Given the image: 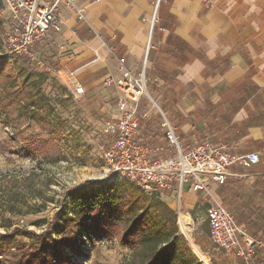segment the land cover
Instances as JSON below:
<instances>
[{
  "label": "crops",
  "instance_id": "obj_1",
  "mask_svg": "<svg viewBox=\"0 0 264 264\" xmlns=\"http://www.w3.org/2000/svg\"><path fill=\"white\" fill-rule=\"evenodd\" d=\"M156 1L79 0L84 20L62 3L63 29L50 30L34 50L47 60L49 80L57 77L74 94L83 85L107 122L117 118L119 94L106 78L119 75L121 61L140 71L149 46L148 93L186 150L208 141L259 154L251 167L230 166L226 183L212 191L252 235L264 238V0H160L157 9ZM140 128L141 143L174 153L156 116L141 117ZM171 197L164 192L175 208ZM181 204L188 223L207 219L212 202L188 187ZM234 254V264H243ZM256 262L264 264V256Z\"/></svg>",
  "mask_w": 264,
  "mask_h": 264
},
{
  "label": "rangeland",
  "instance_id": "obj_2",
  "mask_svg": "<svg viewBox=\"0 0 264 264\" xmlns=\"http://www.w3.org/2000/svg\"><path fill=\"white\" fill-rule=\"evenodd\" d=\"M6 18L3 19L8 30L12 23ZM1 36L0 59H6L9 66H13L15 60L20 57L10 53L6 44V31ZM147 50L148 46L145 56ZM40 59L48 65L47 60L43 57ZM29 62L32 68L37 67L48 73L51 71L40 66L37 59L29 58ZM144 67L149 77L146 57L142 69ZM52 78L43 85L52 105L50 109L45 110L48 123H40L25 115L18 116L17 107H10L7 101L3 100L6 106L4 107L0 102V175L30 177L29 181L25 182L27 185L21 186L24 200L22 213H0V232L11 231L17 225L36 234L46 232L50 230L51 221L56 215L62 214V210L69 207V190L85 182L99 184L112 182L114 179V173L109 171L104 159V152L112 141V137L105 132L106 111L100 108V102L92 96H77L68 91L57 77ZM141 102L140 119L147 114L156 116L157 124L163 127L164 117H169L153 96L147 95ZM161 132L165 134V128ZM36 138H40L39 142L31 144ZM123 178V181L127 180ZM188 187L189 184L186 183L184 192ZM169 202L175 206L174 197H171ZM3 215L13 221L9 230L3 226ZM200 218L198 215L194 222L186 221L189 223L186 224L190 227V232L189 236L187 233L185 236L191 249L194 242L211 264H234L237 256L213 242L206 217H203V220ZM61 220L60 216L59 221ZM50 233L59 236L54 229H51ZM7 239L11 237L7 236ZM23 239L28 241L29 237L25 236ZM79 241L82 253L67 250L75 264H122L132 252L131 248L116 236L96 238L84 231ZM12 246L14 250L15 244Z\"/></svg>",
  "mask_w": 264,
  "mask_h": 264
},
{
  "label": "trees",
  "instance_id": "obj_3",
  "mask_svg": "<svg viewBox=\"0 0 264 264\" xmlns=\"http://www.w3.org/2000/svg\"><path fill=\"white\" fill-rule=\"evenodd\" d=\"M4 31L6 24L0 16V41ZM8 66L6 59H0V102L6 100L10 107H17L18 116L48 123L45 110L52 105L43 90L48 72L30 67L26 56ZM39 140L36 138L31 144ZM29 179L0 175V213H22L21 186L27 185ZM69 193V207L51 221L50 230L36 234L17 225L11 231L0 232V264H75L67 250L82 253L79 240L84 231L96 238L116 236L131 248L122 264H200L179 229L178 212L160 194L147 192L132 180L120 184L85 182ZM2 219L9 230L12 219L5 215ZM51 229L59 236L50 233ZM25 236L28 241L23 239ZM260 255L264 256V252L257 257Z\"/></svg>",
  "mask_w": 264,
  "mask_h": 264
},
{
  "label": "built area",
  "instance_id": "obj_4",
  "mask_svg": "<svg viewBox=\"0 0 264 264\" xmlns=\"http://www.w3.org/2000/svg\"><path fill=\"white\" fill-rule=\"evenodd\" d=\"M203 1L206 4L212 2ZM62 3L75 10L79 19L86 18L79 0H0V16L7 17L12 23L6 31V44L13 56L37 59L40 66L48 69V65L36 56L34 48L50 30L59 32L63 29L64 21L59 11ZM159 3L160 0L157 1L156 9ZM155 20L156 14L152 18V27ZM106 82L114 84L119 94L117 118L105 123V132L112 137L104 152L105 163L109 171L114 173L112 183L120 184L125 177L135 181L145 191L158 193L162 197L165 191L171 190L178 212L179 228L184 234L181 203L184 185L188 183L190 190L203 192L211 199L207 220L213 242L227 252L236 253L245 264H259L256 257L259 252H264V238L252 235L212 191L214 184L226 183L230 166L238 164L251 167L260 161L259 154H237L227 145H214L208 141L186 150L176 128L164 117L162 125L167 143L174 149L172 155L164 156V147L153 150L139 141L142 135L140 102L143 97L149 96L146 67L135 72L121 61L119 75L107 77ZM75 91V95L81 96L85 88L78 84ZM152 152L153 156L150 155Z\"/></svg>",
  "mask_w": 264,
  "mask_h": 264
},
{
  "label": "bare ground",
  "instance_id": "obj_5",
  "mask_svg": "<svg viewBox=\"0 0 264 264\" xmlns=\"http://www.w3.org/2000/svg\"><path fill=\"white\" fill-rule=\"evenodd\" d=\"M184 223V226H183ZM183 223H182V229L183 232L187 233V235L189 236V232L190 230L187 228V224L185 223V219H183ZM191 236V234H190ZM192 242V240H191ZM192 249L194 251V253L199 257L200 259V264H211L208 260V258L206 257V255L200 250V248L194 243L192 242Z\"/></svg>",
  "mask_w": 264,
  "mask_h": 264
},
{
  "label": "water",
  "instance_id": "obj_6",
  "mask_svg": "<svg viewBox=\"0 0 264 264\" xmlns=\"http://www.w3.org/2000/svg\"><path fill=\"white\" fill-rule=\"evenodd\" d=\"M184 235H186V234H184ZM196 255V254H195ZM197 256V255H196ZM198 257V256H197ZM199 258V257H198Z\"/></svg>",
  "mask_w": 264,
  "mask_h": 264
}]
</instances>
